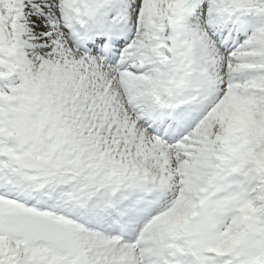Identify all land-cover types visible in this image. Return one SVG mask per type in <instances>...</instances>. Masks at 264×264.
Wrapping results in <instances>:
<instances>
[{
	"label": "snow or ice",
	"instance_id": "obj_1",
	"mask_svg": "<svg viewBox=\"0 0 264 264\" xmlns=\"http://www.w3.org/2000/svg\"><path fill=\"white\" fill-rule=\"evenodd\" d=\"M0 264H264V0H0Z\"/></svg>",
	"mask_w": 264,
	"mask_h": 264
}]
</instances>
